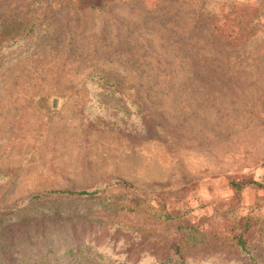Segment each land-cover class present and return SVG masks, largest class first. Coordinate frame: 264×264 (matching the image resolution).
<instances>
[{"label": "rangeland", "instance_id": "rangeland-1", "mask_svg": "<svg viewBox=\"0 0 264 264\" xmlns=\"http://www.w3.org/2000/svg\"><path fill=\"white\" fill-rule=\"evenodd\" d=\"M65 1L0 0V264H173V229L136 204L264 214L263 188L231 185L264 186V0ZM238 6L259 33L230 48L215 25ZM254 257L204 245L184 264Z\"/></svg>", "mask_w": 264, "mask_h": 264}, {"label": "trees", "instance_id": "trees-1", "mask_svg": "<svg viewBox=\"0 0 264 264\" xmlns=\"http://www.w3.org/2000/svg\"><path fill=\"white\" fill-rule=\"evenodd\" d=\"M95 1L96 0H67L64 4L69 6V8H76L79 12L90 11L102 13L104 9L108 7V4L97 6L94 3ZM116 1L121 0H110L109 3ZM78 11L77 13H79ZM256 15L257 10L255 7L238 6L234 8L231 14V24L228 26H220V24L215 25V31L221 42L226 43L230 48H236L254 38L259 33L253 21ZM14 27H16V29L13 30L14 32L29 34L33 32L36 27L35 18L33 20H22V23ZM247 30L251 31L249 35L245 33ZM248 184H254L264 189L263 185L254 182L240 184L232 181L231 185L234 189L236 198H240L244 187ZM112 185L128 190L134 189L127 182L123 181L114 182ZM93 194H95V192L82 190L77 192H48L43 194V196H92ZM262 201H264V198ZM260 209V206L254 207L246 214L241 215L232 210L230 212L215 214L211 217H197L190 212L174 216L165 212L162 208L157 209L151 205L146 208H139L136 204V213L139 212L144 216H148V214L153 211L149 214L152 220L157 221L165 228L173 229L172 235L174 240L169 244V250L173 255L171 258L173 264H184L194 248L203 247L204 245H211L217 249H225L239 256L245 255L251 260L256 261L254 253L257 247L264 246V214L257 215L256 213ZM191 217L198 222L193 224L190 220ZM218 221L225 224L221 232L213 229V224ZM166 236L169 238V235L166 234ZM77 249L79 248H72L69 250L71 259L75 258ZM83 264H85L84 261Z\"/></svg>", "mask_w": 264, "mask_h": 264}]
</instances>
